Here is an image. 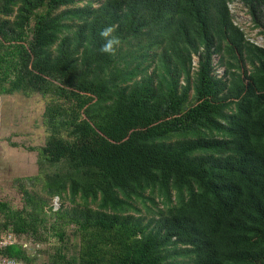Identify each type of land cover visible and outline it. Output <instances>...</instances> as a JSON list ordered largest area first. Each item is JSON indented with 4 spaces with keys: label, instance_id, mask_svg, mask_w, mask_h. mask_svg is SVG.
I'll return each instance as SVG.
<instances>
[{
    "label": "trees",
    "instance_id": "trees-1",
    "mask_svg": "<svg viewBox=\"0 0 264 264\" xmlns=\"http://www.w3.org/2000/svg\"><path fill=\"white\" fill-rule=\"evenodd\" d=\"M75 1L0 0V93L58 99L39 150L65 167L47 175L51 191L82 200L79 264H264V45L235 22L233 0L62 9ZM242 1L264 26V0ZM15 11L10 37L2 16ZM109 24L121 40L114 54L99 51ZM3 39L12 40L6 52ZM147 200L164 205L148 221L138 204ZM0 212V235L47 222L3 201ZM0 255L35 259L20 242Z\"/></svg>",
    "mask_w": 264,
    "mask_h": 264
},
{
    "label": "rangeland",
    "instance_id": "rangeland-1",
    "mask_svg": "<svg viewBox=\"0 0 264 264\" xmlns=\"http://www.w3.org/2000/svg\"><path fill=\"white\" fill-rule=\"evenodd\" d=\"M103 1L76 0L62 9L84 5L99 6ZM230 8L235 22L245 31L246 36L251 41L264 45V26L255 25L249 7L242 0H233ZM16 12L2 16V21L10 29V37L13 36L11 28ZM45 12L46 6L37 9V13ZM34 24L35 13L26 27L27 42L32 39ZM11 42L10 39H3L1 52H6ZM214 60L215 72L222 75L225 67L217 65L219 55H215ZM198 61L199 55L195 54L194 71L198 67ZM52 100L58 99L55 95L39 91L0 93V201L14 209L25 207L47 219L46 225H41L37 232L16 234V239L35 255V259L28 264H79L82 240L78 224L73 219L75 208L81 205L82 200L80 197L73 199L69 191L63 192L62 198L51 191L47 175L65 167L64 164L45 160L39 150L50 135L45 122V111ZM156 200L160 201L158 197ZM138 204L146 221L155 214L158 207L164 208L161 202L157 206L149 200ZM4 221L5 214L0 212V223L3 225ZM52 223L64 231V239L60 238ZM60 250L66 259L56 262L52 256L57 257ZM177 264L192 262L180 258Z\"/></svg>",
    "mask_w": 264,
    "mask_h": 264
},
{
    "label": "clouds",
    "instance_id": "clouds-1",
    "mask_svg": "<svg viewBox=\"0 0 264 264\" xmlns=\"http://www.w3.org/2000/svg\"><path fill=\"white\" fill-rule=\"evenodd\" d=\"M115 25H106L100 29V36L104 38V42L100 45L99 51L103 53L114 54L117 51L121 40L120 37L114 35Z\"/></svg>",
    "mask_w": 264,
    "mask_h": 264
},
{
    "label": "built area",
    "instance_id": "built-area-1",
    "mask_svg": "<svg viewBox=\"0 0 264 264\" xmlns=\"http://www.w3.org/2000/svg\"><path fill=\"white\" fill-rule=\"evenodd\" d=\"M13 242H19L16 239V234L12 232H8V233L5 232L0 235V248ZM0 264H25V263L22 260H18L16 258L0 255Z\"/></svg>",
    "mask_w": 264,
    "mask_h": 264
},
{
    "label": "water",
    "instance_id": "water-1",
    "mask_svg": "<svg viewBox=\"0 0 264 264\" xmlns=\"http://www.w3.org/2000/svg\"><path fill=\"white\" fill-rule=\"evenodd\" d=\"M257 44L261 45L260 43H257Z\"/></svg>",
    "mask_w": 264,
    "mask_h": 264
}]
</instances>
